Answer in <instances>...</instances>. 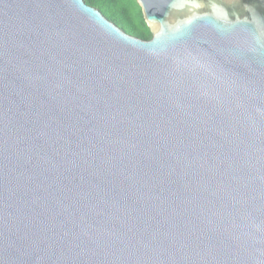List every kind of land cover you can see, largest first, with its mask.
Listing matches in <instances>:
<instances>
[{
	"label": "water",
	"instance_id": "95a60500",
	"mask_svg": "<svg viewBox=\"0 0 264 264\" xmlns=\"http://www.w3.org/2000/svg\"><path fill=\"white\" fill-rule=\"evenodd\" d=\"M0 0V264H264V0Z\"/></svg>",
	"mask_w": 264,
	"mask_h": 264
},
{
	"label": "trees",
	"instance_id": "16d2710c",
	"mask_svg": "<svg viewBox=\"0 0 264 264\" xmlns=\"http://www.w3.org/2000/svg\"><path fill=\"white\" fill-rule=\"evenodd\" d=\"M86 2L99 8L127 32L145 39L152 37L137 0H86Z\"/></svg>",
	"mask_w": 264,
	"mask_h": 264
}]
</instances>
